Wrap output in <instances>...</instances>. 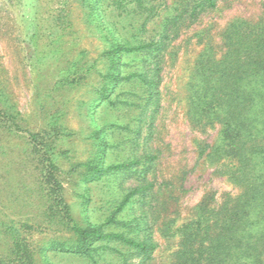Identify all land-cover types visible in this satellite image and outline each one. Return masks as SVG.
<instances>
[{"label": "rangeland", "instance_id": "obj_1", "mask_svg": "<svg viewBox=\"0 0 264 264\" xmlns=\"http://www.w3.org/2000/svg\"><path fill=\"white\" fill-rule=\"evenodd\" d=\"M199 2L0 0V264H22L21 250L26 264H122L133 248L119 241L70 252L82 245L75 227L120 231L113 217L143 209L157 243L151 264H173L179 229L195 221L201 202L219 208L242 191L214 148L224 144L222 127L191 109L201 79L227 75L214 66L229 64L235 38L264 31V0ZM164 31L156 109L149 88L130 76L146 70L148 56L129 49ZM143 146L159 154L147 174L154 197L119 209L138 177L86 165L107 168Z\"/></svg>", "mask_w": 264, "mask_h": 264}, {"label": "trees", "instance_id": "obj_2", "mask_svg": "<svg viewBox=\"0 0 264 264\" xmlns=\"http://www.w3.org/2000/svg\"><path fill=\"white\" fill-rule=\"evenodd\" d=\"M216 3L217 0H200L198 6L215 7ZM188 9L189 16H195L197 6L189 4ZM165 31L161 39L129 49L148 56L146 70L133 72L130 76L138 77L149 88L148 105L156 106V109L161 96L159 64L169 40ZM235 41H241V44L227 54L229 64L214 66L218 72L223 70L227 75H217L214 79L203 76L191 112L199 121L208 120L222 127L220 133L225 136L224 144H215L214 148L220 155H225L231 176L242 191L228 197L219 208H211L206 199L201 202L195 221L179 229L182 247L173 264H264V31L250 32L241 39L236 37ZM111 78L117 81L122 78V73L118 71ZM141 149V154L136 152L125 161L107 168L86 165L88 170L99 175L123 170L126 176L138 177L141 183L130 189L119 209L134 199L145 203L154 197L155 183L147 178V174L154 170L159 154L147 146ZM148 215V211L143 209L140 217L123 220L113 217L112 223L121 226V230L110 233L102 225L85 229L76 226L75 231L81 237L76 242L82 245L77 250L71 248L70 252L81 255L96 250L92 244L97 241H105L98 247L106 250L112 241H119L133 248V251L123 254L122 264H132L130 260L135 258H142L140 264H151L157 243L150 233ZM22 251L18 259L26 264L28 253L22 254ZM89 254L94 257L93 253Z\"/></svg>", "mask_w": 264, "mask_h": 264}]
</instances>
